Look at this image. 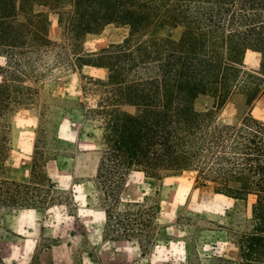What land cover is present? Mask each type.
<instances>
[{
  "label": "trees",
  "instance_id": "obj_1",
  "mask_svg": "<svg viewBox=\"0 0 264 264\" xmlns=\"http://www.w3.org/2000/svg\"><path fill=\"white\" fill-rule=\"evenodd\" d=\"M45 9L58 16L63 42L50 39ZM109 25L128 33L84 52L85 37ZM158 25L180 26L182 36L150 35ZM248 51L260 54L258 69H246ZM0 59V152L9 116L35 103L52 65L104 68L106 79L87 77L84 87L98 96L92 112L102 122L97 178L105 195L118 201L133 172L154 179L195 172L219 193L252 195L249 226L230 237L237 259L218 256L214 264H264V120L248 113L239 123L217 122L234 94L249 102L264 96V0H0ZM200 96L214 105L199 110ZM47 196L40 179L0 176V209L33 207ZM153 213L137 203L107 217L131 237L145 234Z\"/></svg>",
  "mask_w": 264,
  "mask_h": 264
},
{
  "label": "rangeland",
  "instance_id": "obj_2",
  "mask_svg": "<svg viewBox=\"0 0 264 264\" xmlns=\"http://www.w3.org/2000/svg\"><path fill=\"white\" fill-rule=\"evenodd\" d=\"M45 11L50 39L63 42L58 16ZM182 32L180 26L158 25L150 35L179 39ZM127 33L124 27L109 25L87 35L82 48L99 50ZM260 59L259 53L248 51L246 69H258ZM107 75L104 68L52 65L35 103L9 116L0 176L22 182L40 179L49 196L33 207L0 209V264H214L218 256L236 260L230 237L249 226L252 195L237 199L219 193L195 172L162 179L133 172L118 201L105 195L97 178L102 122L92 112L98 96L84 86L87 77ZM213 105L210 96L196 100L199 110ZM248 113L264 120L263 95L249 102L244 94H234L218 111L217 122L239 123ZM137 203L153 208L152 223L144 236L130 237L108 221L107 210H126Z\"/></svg>",
  "mask_w": 264,
  "mask_h": 264
}]
</instances>
